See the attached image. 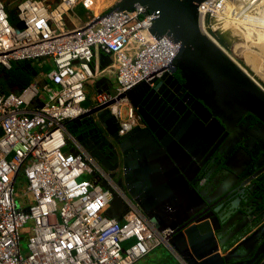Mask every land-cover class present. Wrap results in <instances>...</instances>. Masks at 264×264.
Instances as JSON below:
<instances>
[{"label": "built area", "instance_id": "1", "mask_svg": "<svg viewBox=\"0 0 264 264\" xmlns=\"http://www.w3.org/2000/svg\"><path fill=\"white\" fill-rule=\"evenodd\" d=\"M15 8L21 30L0 0V68L29 60L38 73L23 88L0 89V264H134L165 244L170 230L157 231L124 191L129 212L123 220L107 214L112 193L94 183L82 151L67 152L66 123L160 77L180 46L152 36L155 16L140 5L97 12L94 0H15ZM261 10L264 0H209L199 8L201 29L229 55L217 39L234 45L242 36L230 27L246 32ZM102 53L112 61L105 67ZM102 78L112 86L98 93ZM107 109L121 135L140 126L126 99Z\"/></svg>", "mask_w": 264, "mask_h": 264}, {"label": "water", "instance_id": "2", "mask_svg": "<svg viewBox=\"0 0 264 264\" xmlns=\"http://www.w3.org/2000/svg\"><path fill=\"white\" fill-rule=\"evenodd\" d=\"M207 1H116L111 11H131L135 5H140L146 12L153 14L152 36L166 37L179 44L180 48L168 71L161 77L136 84L104 106L87 109L76 119L68 121L65 130L72 131L74 127L84 125L87 133L85 125L88 124L97 128L104 146L100 147L99 156L92 157L112 180L121 173L118 185L157 231L170 230L165 246L177 256L181 264H259L264 259V225L261 226L262 220H257L258 211L254 210L264 203V197H260L257 203L250 201L254 207L248 204L239 211L229 208L227 204L225 206V203L237 193L246 192L248 184L264 175V168L259 170L264 164V155L254 159L244 141L243 147L231 156L226 155V175L238 181L239 185L218 200L221 194L209 195L214 187L207 190L192 185L215 151L212 148L214 136L225 130L231 131L232 128L248 132V127L244 128L241 124L247 114L255 116L264 124V89L242 62L238 63L227 55L201 29L199 8ZM24 26L23 21L16 23L18 30ZM217 40L226 49L235 51V46L227 44L224 37L220 36ZM111 62L109 55H100L102 67ZM15 64L30 69L33 77L38 73L29 60ZM1 71L4 68H0ZM177 71L181 72L198 100L196 107H193L195 111H189L172 130L169 128L168 134L165 130H157V122L139 108L136 99L143 90L159 89L161 82ZM111 86L106 78L95 82L98 93L108 92ZM0 89L6 91L2 85ZM121 99H126L144 122V126H136L123 135L117 119L107 109ZM70 133L75 134V131ZM66 150L72 155L81 151L73 140L67 142ZM258 151L264 153V147ZM238 159L243 160L240 169L234 167ZM253 163L256 174L246 180L244 176L243 179L241 176ZM187 164L194 171L192 176L185 171ZM216 169L211 170V175ZM90 177L94 183L112 193L107 214L123 220L130 206L123 202L110 184L102 181L100 173L92 171ZM242 200V197H236L234 206L241 207ZM233 214H236V218ZM226 218L232 219L226 221ZM234 220H241L242 223L232 227Z\"/></svg>", "mask_w": 264, "mask_h": 264}, {"label": "flooded vegetation", "instance_id": "3", "mask_svg": "<svg viewBox=\"0 0 264 264\" xmlns=\"http://www.w3.org/2000/svg\"><path fill=\"white\" fill-rule=\"evenodd\" d=\"M161 83L162 84L160 85L159 89L153 88L149 91L143 90L140 94H138L136 100L139 104V108H142L149 117L157 122L159 127L157 128V130L159 131V129H162L165 130L166 133L170 134V131L168 130L169 128L172 130L175 125L181 120V118L185 117L189 111H195L193 107H196L195 103L198 100V97L196 94H194V92L192 93L191 88H188L187 81L182 77L180 71L171 74ZM189 102H191L190 105H188ZM174 113L176 115H173ZM176 118L178 119L176 120ZM241 124H243L244 128L248 127V132L232 128L231 131L225 130L223 133L214 136V144L212 148H215V151L206 162L207 164L202 169V171L196 175V178L192 183L193 187L202 186V189L207 188V190H210V188L214 187L213 190L211 189V191H209V195L221 194L216 200L221 198L225 193H227V191H230L239 185L238 181H234V179L231 178L229 179V175H226V160L224 159L226 155L231 156L233 152H236L240 147H243V141L247 143L246 147L251 151L254 159H260L264 155L263 152L260 153L258 151L259 148L264 147V124L251 114L245 115L242 119ZM140 125L144 126V122L142 121V119ZM85 128L87 129V133L84 131V125H82L81 127L76 126L72 129V131H75V134L70 133L72 131H67V137L70 140L75 141L76 147L81 150L82 153L85 154L86 157L92 162V171L100 173L103 177L102 181L110 184V186L117 192L123 191L118 185V180L121 177V173H119L117 179L112 180L106 175L103 167H101L98 161L95 159L96 156H99L100 147L102 148L104 146L103 140L100 138V135L96 131L97 128L90 124L85 125ZM246 135L248 136L247 138ZM163 138L165 139V137ZM109 152L111 154L113 153L112 151ZM92 155H94L95 157H92ZM242 165V159H238L234 163V167L236 169H240ZM216 167L217 169L215 173L211 175V170ZM263 168L264 164L259 170ZM185 171L188 172L190 176L194 174L193 169L190 168V165L188 164L185 166ZM256 172L257 171L255 170L253 163L241 177H243L244 179L245 176L246 180L253 177ZM262 176L263 175H261L260 177ZM260 177L247 185L246 192L237 193L233 199L225 203V206L227 204L229 208H233L238 211L243 209L244 206H247L248 204L254 207V204H251L250 201L257 203L260 197H264V188L258 181ZM243 181L244 180H242L240 184ZM217 183L219 185H217ZM236 197L243 198L241 207L234 206L233 202ZM224 200H226V198L223 199V201ZM254 211H258V215H260V217H262L263 219L264 203L255 208ZM232 216L236 218V214H233ZM226 219V221H231L232 218ZM257 220L261 221L259 218ZM241 223V220H234L232 227H235ZM263 225L264 224L262 221L261 226Z\"/></svg>", "mask_w": 264, "mask_h": 264}, {"label": "bare ground", "instance_id": "4", "mask_svg": "<svg viewBox=\"0 0 264 264\" xmlns=\"http://www.w3.org/2000/svg\"><path fill=\"white\" fill-rule=\"evenodd\" d=\"M259 14H260V17L259 16H251L250 19H247L249 21V22H246V24H248V25H246L248 33L244 32L243 34H241L242 32H239L241 30L236 31V30H234V27L233 26H231L230 28L231 29L233 28V31H232L233 33L239 32L241 34V35L238 34L240 38H241V36H242L243 39L246 38L245 41H248L249 38L252 39L253 40L252 45L254 44L255 46L259 47L261 51L264 52V11L263 10L259 11ZM237 29H239V28L237 27ZM252 31H256L255 33H257L256 34L257 37L255 38V40L253 39V37H251V34L254 33ZM245 41H244L243 44L239 43V45H241V46L244 45L245 44ZM241 46H235L234 47V49L236 48L235 51H233L232 48H230V50L229 49H226L225 47H223V48L225 49L226 52H228L230 54V56H232V58H234V59L236 58V59L240 60V62H242L250 71H252L253 68L255 69L256 66L258 67L260 65L261 66V68H260L261 70L259 69V71L257 72V69H256V71L254 70L253 73L255 74V77L258 80H260L261 82H263V79L262 78H264V63H261V61L259 60V58H257L255 51L251 50V51H249L250 54H248L249 52L247 54H245L244 52L246 51V49L248 47L243 52L244 46H242V47ZM246 46L247 45H245V47Z\"/></svg>", "mask_w": 264, "mask_h": 264}, {"label": "rangeland", "instance_id": "5", "mask_svg": "<svg viewBox=\"0 0 264 264\" xmlns=\"http://www.w3.org/2000/svg\"><path fill=\"white\" fill-rule=\"evenodd\" d=\"M6 1V3H7V5H8V8H12V9H14L15 10V13H16V8H15V0H5ZM95 2H96V8H98V9H100V10H103V9H105V8H107V7H112L113 5H114V3L116 2V1H118V0H94ZM76 13H78L79 15H81L82 17L84 16V10L82 9V8H80V7H78L77 9H76ZM261 19V18H260ZM237 27H238V25H236ZM234 27V30H236V31H239V30H241L240 29V27H239V29H237V27ZM236 28V29H235ZM254 28V27H253ZM239 32H242L241 34H243L245 31H239ZM239 32H236V33H234V34H236V35H238V34H240ZM252 32H254L253 34H251V37H253V39L255 40V38L257 37V33H255L256 31H252ZM246 33H248V31H246ZM240 34V35H241ZM239 36V35H238ZM243 38H241V39H238L237 41H235V43H234V45L235 46H241V45H239V43H241V44H243L244 43V41L246 40V38H244L243 40H242ZM257 40V39H256ZM237 42V43H236ZM252 42H253V40L252 39H250L249 38V40L248 41H245V44L244 45H242V46H244V48H243V52L245 51V49H246V51L244 52L245 54H247L249 51H251V50H253V51H255V53H256V56H257V58H259V60L261 61V63H264V52L263 51H261L260 50V48L259 47H251V45H252ZM238 44V45H237ZM245 45H247L246 47H245ZM254 45V44H253ZM252 45V46H253ZM241 46V47H242ZM255 46V45H254ZM242 49V48H241ZM250 49V50H249ZM235 50H236V48H235ZM228 53V52H227ZM229 54V53H228ZM248 54H250V52L248 53ZM230 55V54H229ZM232 57V56H231ZM234 59V58H233ZM236 62H238V63H240V60H238V59H234ZM240 65V64H239ZM48 66H51V63L49 62V63H47L46 65H45V67H48ZM245 66V65H244ZM260 66V65H259ZM257 67L256 66V68L254 69L253 68V70L251 71L252 73L254 72V70L256 71V69H257V72L259 71V69L261 68V66L260 67ZM246 67V66H245ZM248 69V68H247ZM261 70V69H260ZM260 74V73H259ZM253 76L255 77V74L253 73ZM257 76V75H256ZM259 77V76H258ZM262 78V77H261ZM260 79V78H259ZM263 79V82H261L260 80H258V79H256V77H255V80L259 83V85H260V87H262L263 89H264V78H262ZM92 89L90 88V91H91ZM26 244H27V241H26V238H24L22 241H21V245H22V247L23 248H26ZM163 253H167V250H166V246H165V244H162V245H160L157 249H155L153 252H151L148 256L149 257H151V258H149L148 256L146 257V258H144V259H141V260H139V261H137L136 263H134V264H152V261L153 260H151V259H156L158 256H160V255H163ZM167 255L169 256V254L167 253Z\"/></svg>", "mask_w": 264, "mask_h": 264}, {"label": "trees", "instance_id": "6", "mask_svg": "<svg viewBox=\"0 0 264 264\" xmlns=\"http://www.w3.org/2000/svg\"><path fill=\"white\" fill-rule=\"evenodd\" d=\"M9 18L12 24L16 23V13L12 8H8ZM33 75L30 69L24 66H18L13 64L11 70L0 72V85H2L6 90L20 89L27 86ZM89 105V104H87ZM260 185L264 188V175L258 180ZM159 264H173V262H160Z\"/></svg>", "mask_w": 264, "mask_h": 264}, {"label": "crops", "instance_id": "7", "mask_svg": "<svg viewBox=\"0 0 264 264\" xmlns=\"http://www.w3.org/2000/svg\"><path fill=\"white\" fill-rule=\"evenodd\" d=\"M96 11H100V9L96 8ZM36 67L38 66V64L35 65ZM260 220L262 219V217H260V215H258V217ZM263 221V224H264V218L262 219ZM166 250H167V253L169 254V256L167 255V253H163V255H160L158 256L156 259H151L153 260L152 261V264H159L160 262H173V264H181L180 260L177 258V256L175 254H173V252H171L169 250V248L166 246ZM149 257V256H148ZM151 258V257H149ZM238 262V261H237Z\"/></svg>", "mask_w": 264, "mask_h": 264}]
</instances>
